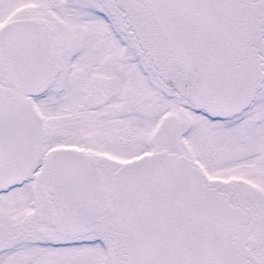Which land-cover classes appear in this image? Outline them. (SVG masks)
Instances as JSON below:
<instances>
[{"label": "snow or ice", "instance_id": "obj_1", "mask_svg": "<svg viewBox=\"0 0 264 264\" xmlns=\"http://www.w3.org/2000/svg\"><path fill=\"white\" fill-rule=\"evenodd\" d=\"M0 264H264V0H0Z\"/></svg>", "mask_w": 264, "mask_h": 264}]
</instances>
